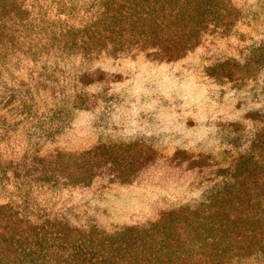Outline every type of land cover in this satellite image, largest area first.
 Masks as SVG:
<instances>
[{
	"label": "trees",
	"instance_id": "16d2710c",
	"mask_svg": "<svg viewBox=\"0 0 264 264\" xmlns=\"http://www.w3.org/2000/svg\"><path fill=\"white\" fill-rule=\"evenodd\" d=\"M238 13L232 0H0V79L23 75L6 102L45 114L53 87L42 78L102 76L94 62L104 51L179 60L206 34H228ZM101 82L74 84L68 100L55 86L66 115L55 130L33 117L16 151L0 150V264H264V155L226 150L201 161L141 149L121 158L113 143L73 139L68 112L99 100L90 89ZM128 183L129 204L120 200Z\"/></svg>",
	"mask_w": 264,
	"mask_h": 264
},
{
	"label": "rangeland",
	"instance_id": "374dc122",
	"mask_svg": "<svg viewBox=\"0 0 264 264\" xmlns=\"http://www.w3.org/2000/svg\"><path fill=\"white\" fill-rule=\"evenodd\" d=\"M232 2L239 10L236 27L225 35L219 31L206 34L198 48L179 60L146 58L129 50L117 58L104 51L94 62L105 70L102 76L42 78L53 87L45 113L51 115L48 121L38 120L43 112L11 110L6 102L12 100L6 91L11 86L21 94L23 75L8 80L13 81L10 85L0 79V99L6 102L0 109L1 152L11 151L19 130L46 124L53 132L61 117H66L57 106L55 86L67 87L60 97L68 100L74 84L102 79L100 86L90 89L99 100L87 97V110L68 112L73 139L79 134L83 143L92 146L113 143L121 158L139 154L141 149L166 154L181 149L201 161L205 159L199 154L218 160L226 150L246 151L256 158L264 155V0ZM236 164L224 163L223 167L235 169ZM150 184L143 181L140 188L157 189ZM125 186L120 200L129 204V183ZM131 187L137 191L139 183ZM103 199L112 204L120 201L111 195Z\"/></svg>",
	"mask_w": 264,
	"mask_h": 264
}]
</instances>
